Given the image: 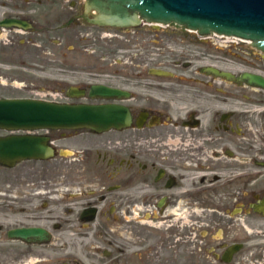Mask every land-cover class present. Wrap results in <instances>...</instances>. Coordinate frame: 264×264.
<instances>
[{"label": "flooded vegetation", "instance_id": "flooded-vegetation-1", "mask_svg": "<svg viewBox=\"0 0 264 264\" xmlns=\"http://www.w3.org/2000/svg\"><path fill=\"white\" fill-rule=\"evenodd\" d=\"M85 7L86 0H0V84L22 89L0 97L57 96V91L39 90L34 81L43 65L55 68L60 28L66 31L77 19L112 26L87 21ZM183 51L168 49L160 52L167 53L162 60H121L113 70L98 69L107 82L86 76V83L67 84L64 97L76 98L74 90L82 88L81 102L121 103L130 120L100 131L86 127L83 191L76 187L59 197L61 182L54 177L51 188H23L14 195L21 203L0 219L3 236L16 225H40L49 233L45 242L15 239L24 244L17 251L19 264H203L204 248L213 264H246L250 223L264 217L258 207L264 197V88L239 79L240 71L228 66L184 58ZM52 81L57 83V72ZM92 83L118 87L122 94L90 96ZM48 129L0 128V135L49 139ZM106 132L116 138L98 137ZM42 194L52 201L48 204ZM18 211L20 220L7 219ZM1 223L19 224L2 230ZM70 223L84 227V260L38 256L31 245L52 243L51 229ZM204 223L210 244L203 242Z\"/></svg>", "mask_w": 264, "mask_h": 264}, {"label": "rangeland", "instance_id": "rangeland-1", "mask_svg": "<svg viewBox=\"0 0 264 264\" xmlns=\"http://www.w3.org/2000/svg\"><path fill=\"white\" fill-rule=\"evenodd\" d=\"M79 9L78 7L77 11ZM93 12L92 9L85 10L88 16L92 15ZM63 20L64 16L59 18V22ZM226 38L225 36L217 37L210 33L196 34L195 31L171 24L154 25L145 20L139 21L138 24L107 27L96 26L77 19L66 28V31L61 28L59 30L55 68L49 67V63L43 65L41 77L38 81H33L36 87H40L39 90L57 91V96L51 94L42 96L43 98L80 102L85 100V97L66 98L63 96V90L67 84L86 83V76L90 81L103 80L107 82L106 79H101V76L96 74L98 69L113 70L120 66L121 60H126L127 64H129V60L134 61L138 58L139 61L162 60L166 58L167 53L159 55L160 52H166L168 49L177 52L184 50V54H186L184 58H194L199 63L213 62L228 66L235 74L244 70L252 72L259 70L264 74V59L262 58L264 52L249 45V41L227 38L236 40L232 42ZM55 72H57V83L52 81ZM21 92L20 87H8L5 84H0V96ZM61 132L63 137H59ZM48 134L49 141L54 147V154L51 157L43 159L24 158L11 166L0 164V219L9 213L10 207L20 205L21 202L14 198V195L21 194L23 188H51L54 177L61 182L58 185L59 197L61 194L68 195L67 191H73L76 187L83 191L85 187L83 160L86 156V128H49ZM98 137L103 140L106 138L114 140L116 133L106 132ZM93 138L95 139V136ZM51 192L50 190L47 193L51 196ZM5 193L10 196H4ZM39 196L48 204L52 201L51 197H46L44 194ZM32 201L38 203L35 196ZM22 216L23 214L18 211L11 216L8 215L7 219L18 221ZM260 220H262L261 223H250L251 232L247 235L244 244L246 264H264V217ZM1 224L3 230L8 225L19 223ZM203 225V242L210 244L212 242L211 233L206 231V223ZM49 228L51 229L50 226ZM51 230L53 233L52 243L31 245L38 256L42 257L53 253L57 256L58 262L68 258L66 255H69L72 260H84L83 226L78 225V223H70ZM88 236L90 235L88 234ZM23 247V243L9 239L0 232V264H14L17 261V251ZM4 259H7L6 263H4ZM44 262L46 261H38L40 264ZM17 264H19V260ZM203 264H213V260L205 248Z\"/></svg>", "mask_w": 264, "mask_h": 264}, {"label": "water", "instance_id": "water-1", "mask_svg": "<svg viewBox=\"0 0 264 264\" xmlns=\"http://www.w3.org/2000/svg\"><path fill=\"white\" fill-rule=\"evenodd\" d=\"M92 9L87 21L124 26L138 24L140 19L192 28L200 35L210 31L247 38L249 45L264 52V0H86L85 10ZM264 59V56L262 55ZM215 74L232 77L224 70ZM158 73L160 69H150ZM238 78L264 88V75L240 71ZM73 86H69L72 89ZM82 88L75 96H82ZM88 94L115 97L122 94L118 87L103 83L89 85ZM130 115L121 103H86L52 101L31 97H0V128H76L95 131L127 125ZM54 148L44 134L11 133L0 135V164L11 166L24 158L51 157ZM264 213V197L261 205ZM6 236L24 241L45 242L48 230L40 225H16L6 229ZM235 246H230L234 249ZM80 264H85L81 262Z\"/></svg>", "mask_w": 264, "mask_h": 264}, {"label": "bare ground", "instance_id": "bare-ground-1", "mask_svg": "<svg viewBox=\"0 0 264 264\" xmlns=\"http://www.w3.org/2000/svg\"><path fill=\"white\" fill-rule=\"evenodd\" d=\"M188 30H190V31H194V29H192V28H187ZM209 33H215L216 35H221V34H223V33H217V32H213V31H211V32H209ZM215 35V36H216ZM218 37V36H217ZM225 37H227V38H229V37H231V38H238V39H241V40H246V41H248V39L247 38H242V37H240V36H236V35H231V34H226V36ZM226 38V39H227Z\"/></svg>", "mask_w": 264, "mask_h": 264}]
</instances>
